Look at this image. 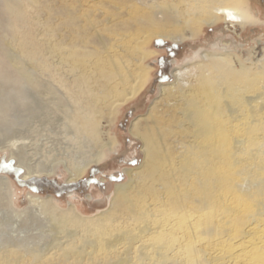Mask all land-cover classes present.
<instances>
[{
	"label": "bare ground",
	"instance_id": "6f19581e",
	"mask_svg": "<svg viewBox=\"0 0 264 264\" xmlns=\"http://www.w3.org/2000/svg\"><path fill=\"white\" fill-rule=\"evenodd\" d=\"M155 1H5V39L18 56L9 57L13 77L1 81L20 84L26 106V89L39 90L64 114L68 140L78 141L0 142L24 180L54 176L63 164L76 184L100 164L113 149L107 132L117 108L146 84L148 37L183 43L221 14L227 28L245 24L228 0ZM227 46L175 66L131 121L142 158L124 168L106 208L87 214L77 202L63 207L31 192L20 209L0 175V264H264V71Z\"/></svg>",
	"mask_w": 264,
	"mask_h": 264
},
{
	"label": "rangeland",
	"instance_id": "374dc122",
	"mask_svg": "<svg viewBox=\"0 0 264 264\" xmlns=\"http://www.w3.org/2000/svg\"><path fill=\"white\" fill-rule=\"evenodd\" d=\"M5 1L6 0H0V102L7 104H5L4 110L0 111V142L2 144H9V142L16 138H21V136L35 139L37 137H50L51 139L56 138L54 141L55 145L64 146L65 144L70 145V143L74 145V143L76 144L78 141L73 143L68 140L71 128L64 125V114L61 111H57L50 100L43 98L39 90L30 86L26 89L28 96L30 95L29 97L33 100L31 104L32 107H30L31 105H23L21 97L17 96L19 95L17 94V87H20V84L1 81L2 79L5 80L6 76L10 78L13 77V74H11L13 69L11 68L9 57L16 58L18 56L13 46L5 39L7 31L6 26L9 22V15L5 10ZM153 1L155 0H151V2ZM156 1L158 2L159 0ZM235 1L236 0H228L225 6L237 9L245 21L244 27H237V31L231 27L227 28L224 14L220 15L217 20L218 22L214 25L208 26L202 24L194 26V37L189 39V41H185V46L179 48L177 51H173L175 59L174 61L172 60L169 65L170 69L172 68L173 70L175 66L201 58L202 50L221 51L223 50L224 44L228 42L229 47H227L230 52L239 55L244 63L251 67L252 71H264V64L261 66L262 64L260 63L261 59H263L264 63V0H237L236 4ZM171 41V39L153 35L148 37L142 47V50L147 54L145 60L142 61V66L148 70L146 84L136 97L117 108L112 123L108 127L107 136L113 142V149L108 147L104 149V156L101 160L104 162V169L98 171V175H96L98 179L107 178L105 182L103 181L104 185L102 186V190L92 188L94 184L90 183L82 187V194L74 191L71 192V188L77 187L79 184L67 182L66 179L68 174L63 164H59L57 173L54 176L32 177L24 180L22 177L24 170L22 167L18 166L22 171L19 173L16 172V160L9 156L10 146L7 145L0 151V175H6L10 178V183L14 189V195H16L17 205L20 209L28 206V193L32 192L40 195L52 194L26 187L29 181L43 178L55 180L58 185H63L62 187L64 188L62 189L59 186L53 188L48 186L62 193L61 196L56 195L55 197V195H52L55 197L57 203L63 207H67L70 201L77 202L81 206V210H85V213L88 212L89 214H94L98 210L107 207V196L112 192L114 185L125 180L123 169L125 167L135 166L141 161V143L138 139L133 137L127 129L136 116L146 112L151 101L158 95V85L172 78L161 79L159 77L161 72L159 68L153 69L156 66V61L165 57L166 49H164V46H169L170 48ZM141 99H144L143 107L130 114L129 117L126 118L124 127H120V125L117 124L118 120L121 122L128 108L141 101ZM8 112L11 113L10 116H8L9 118H4V114ZM105 124V119H102L101 127L103 128ZM26 141L29 140L27 139ZM82 144H85L83 147L87 152L94 149L93 144L88 141L84 140ZM72 149L73 148L70 147L68 150ZM93 167L96 168V166ZM116 174L117 176L114 177ZM107 176H112L113 178L109 179ZM42 186L46 187V185ZM88 194L93 195L94 199H86L84 196Z\"/></svg>",
	"mask_w": 264,
	"mask_h": 264
},
{
	"label": "flooded vegetation",
	"instance_id": "af4514ba",
	"mask_svg": "<svg viewBox=\"0 0 264 264\" xmlns=\"http://www.w3.org/2000/svg\"><path fill=\"white\" fill-rule=\"evenodd\" d=\"M186 42L184 41L183 43H176L171 41V47L169 48V46H164V49H166V54L164 55L165 57L163 59H159L156 61V66L153 69L159 68V70L161 71L159 74V77L161 79H168L169 77H171V73H172V68H169V65L171 64L172 60L174 61L175 57L173 55V51H177L179 50V48H182L183 46H185ZM169 62V63H168ZM158 66V67H157ZM143 101L144 99H141V101H139L138 103L130 106L128 108L127 113L125 114V117L121 120V122L118 120L117 124L120 125V127H124V123L126 121V118L129 117L130 114H132L134 111H137L138 109L143 107ZM120 123V124H119ZM122 123V124H121ZM130 126V125H129ZM127 131L129 132V128L127 129ZM130 133V132H129ZM104 162H100V165H98L96 168H92L90 169L89 173L81 180L78 182V186L71 188L72 191L77 192L82 194L83 190L82 187L85 185H89L94 184L92 186V188H97L99 190H102V186L104 185L103 181L105 182L107 180V178L104 179H98L96 178V175H98V171L104 169ZM123 173H124V169H123ZM116 175H114V177H116ZM109 179L113 178L112 176H107ZM41 186H40V185ZM42 185H46V187L50 186L51 188L59 186L61 189L64 188L62 187L63 185H58L55 180H47V179H35V180H31L29 181V183L27 184L26 187L31 188L32 190H38L40 192H48V193H52L53 195H59L61 196L62 193H60L59 191H57V189H51L50 187L46 188L43 187ZM84 194V193H83ZM84 197H86V199L88 198L87 195H85ZM90 199H94L90 198ZM89 199V200H90Z\"/></svg>",
	"mask_w": 264,
	"mask_h": 264
},
{
	"label": "water",
	"instance_id": "95a60500",
	"mask_svg": "<svg viewBox=\"0 0 264 264\" xmlns=\"http://www.w3.org/2000/svg\"><path fill=\"white\" fill-rule=\"evenodd\" d=\"M15 168H16V172H18V173H19L20 171H22V169H21L20 167L16 166V165H15Z\"/></svg>",
	"mask_w": 264,
	"mask_h": 264
}]
</instances>
